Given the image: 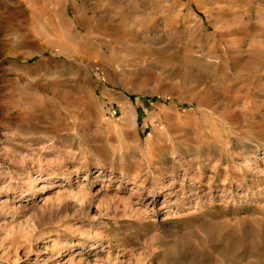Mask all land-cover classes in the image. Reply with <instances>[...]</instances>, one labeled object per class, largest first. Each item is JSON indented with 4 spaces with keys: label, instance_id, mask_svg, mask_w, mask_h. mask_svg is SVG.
I'll list each match as a JSON object with an SVG mask.
<instances>
[{
    "label": "rangeland",
    "instance_id": "374dc122",
    "mask_svg": "<svg viewBox=\"0 0 264 264\" xmlns=\"http://www.w3.org/2000/svg\"><path fill=\"white\" fill-rule=\"evenodd\" d=\"M61 1L0 0V264H189L173 242L264 208V0H85L119 36L78 68Z\"/></svg>",
    "mask_w": 264,
    "mask_h": 264
},
{
    "label": "bare ground",
    "instance_id": "6f19581e",
    "mask_svg": "<svg viewBox=\"0 0 264 264\" xmlns=\"http://www.w3.org/2000/svg\"><path fill=\"white\" fill-rule=\"evenodd\" d=\"M36 1L43 3V6L40 7V12L47 17V20H49L50 23L55 22L56 20L61 21L63 24L65 23L64 16H62L63 9L66 5L65 2L61 0H51L49 1L51 9H48L44 6V3L48 0ZM74 2L76 6L73 5ZM69 6L76 19L79 29L74 30L75 33H69L67 40H64V44L60 42L62 45L58 46V51L60 55H63L70 60L67 62L68 67L78 68L81 65H89L92 61L94 62V60L98 61V56L90 53L91 46L89 44V40L93 37H103L115 42L117 41L119 35L114 33L104 34L100 32H90L87 23L88 19L95 16L98 10L93 7L89 8L86 6L85 0H71ZM262 20L264 23V17ZM248 22L249 21L246 23L234 22L229 26H225L224 29L228 32V34L234 35L237 34L239 30L244 31V29H248ZM81 31L86 34V36H84L85 41H83L84 43L82 44L80 42L82 41L80 38ZM64 39L66 38L64 37ZM101 48L105 49V46H101ZM252 48L254 49V46ZM193 101L195 102V99ZM207 102L208 101L204 100V98H199L195 103L199 105V107L208 108L214 111V109L210 106L211 104L209 105ZM223 176L226 180L229 178L228 174ZM237 181L238 178L236 182ZM221 190L223 191L224 189ZM125 209L130 210L131 206L126 205ZM263 211L264 208H260L255 213H246L247 215L242 218L234 216L235 211H233L234 214L232 213V216L230 212L228 214L224 212L226 214H223L221 217H219V214L218 218H209L208 221L198 224L192 232H190V234H187V236H183L173 242V250L171 249L172 254H174L177 259H180V261L188 260L189 264H264ZM255 214L258 216L255 217Z\"/></svg>",
    "mask_w": 264,
    "mask_h": 264
}]
</instances>
